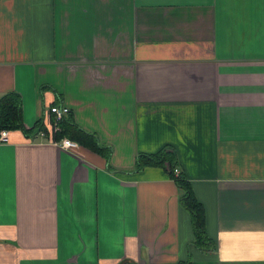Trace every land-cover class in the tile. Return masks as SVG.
Segmentation results:
<instances>
[{"label": "crops", "instance_id": "0c3cea01", "mask_svg": "<svg viewBox=\"0 0 264 264\" xmlns=\"http://www.w3.org/2000/svg\"><path fill=\"white\" fill-rule=\"evenodd\" d=\"M3 92L0 264H264V0H0ZM52 103L107 161L32 136ZM164 145L208 248L168 166L133 169Z\"/></svg>", "mask_w": 264, "mask_h": 264}, {"label": "trees", "instance_id": "16d2710c", "mask_svg": "<svg viewBox=\"0 0 264 264\" xmlns=\"http://www.w3.org/2000/svg\"><path fill=\"white\" fill-rule=\"evenodd\" d=\"M59 129L56 132V137L66 136L78 144H81L95 152L103 154V157L108 160L110 147L107 144L100 143L93 132L87 131L79 127L73 122L71 114L66 113L59 121ZM36 127H41L39 122ZM0 128L12 129L18 128L23 132H28L29 128H25L21 123L20 108L18 96L14 92H3L0 94ZM161 165L168 166V175L173 179L175 184L181 189L179 195V203L189 212L191 228L193 232L192 245L200 248H208L211 246V241L207 238L204 230V212L201 203L195 198L189 181L184 173L178 170L177 174L173 173V168L176 166L175 151L169 146H161L154 152L137 153L134 159L133 169H140L145 165ZM174 264H192L187 259L179 260Z\"/></svg>", "mask_w": 264, "mask_h": 264}, {"label": "built area", "instance_id": "2783aa9c", "mask_svg": "<svg viewBox=\"0 0 264 264\" xmlns=\"http://www.w3.org/2000/svg\"><path fill=\"white\" fill-rule=\"evenodd\" d=\"M68 108L64 104H49L44 112V115L42 118H39L37 121H39L40 124H42L43 120L46 124V130L42 124L41 127L34 128V132L32 133V136H41L45 138L47 141L56 144L57 146H60L67 150H72L77 147V142L66 137H56V132L59 129V121L62 119V117L68 113ZM7 140V129L6 128H0V142ZM178 168H173V173H178Z\"/></svg>", "mask_w": 264, "mask_h": 264}]
</instances>
